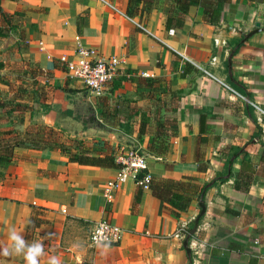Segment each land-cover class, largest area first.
Wrapping results in <instances>:
<instances>
[{
  "label": "crops",
  "instance_id": "crops-1",
  "mask_svg": "<svg viewBox=\"0 0 264 264\" xmlns=\"http://www.w3.org/2000/svg\"><path fill=\"white\" fill-rule=\"evenodd\" d=\"M127 2L0 0L3 13L18 25L10 47L3 49L8 38L0 42V136L23 139L37 116L57 129L45 122L58 113L66 117L57 119L59 128L70 116L86 127L77 132L83 133L78 139H84L92 132L83 121L94 112L101 126L121 132L146 152L156 118L173 120L175 128L163 126L168 137L164 156L148 154V174L191 177L200 185L217 175L226 179L204 193L205 213L188 241L190 254L179 233L198 215L199 199L175 216L149 189L123 179L105 209L102 189L117 168L82 166L65 152L29 145L11 146L12 156H0V248L10 247L9 232L15 229L26 241L44 245L39 264H49L52 257L59 264H264V120L258 123L251 107L255 103L264 110V0L219 3L218 26L204 23L201 10L194 8L183 25L170 32L165 26L171 0H157L149 12L134 17L126 15ZM256 23L262 30L242 42ZM78 47L122 61L99 95L87 94L71 81L59 61L62 56L72 59ZM147 78L159 82L157 92L145 85ZM98 97L114 107L103 108ZM51 99L59 101V107ZM143 111L152 117L139 139L136 114ZM120 119L129 125L128 134L119 129ZM96 136L103 138L97 140L102 149L91 156L131 148ZM248 143L254 174L243 193L234 188V181ZM234 149H241L240 154L225 171ZM197 150L208 163L205 172L197 170ZM30 219L39 222L31 231ZM103 219L122 229L118 244H90L93 226ZM0 264L25 262L22 255H0Z\"/></svg>",
  "mask_w": 264,
  "mask_h": 264
},
{
  "label": "trees",
  "instance_id": "trees-1",
  "mask_svg": "<svg viewBox=\"0 0 264 264\" xmlns=\"http://www.w3.org/2000/svg\"><path fill=\"white\" fill-rule=\"evenodd\" d=\"M246 1L249 3L263 2V0ZM156 2L157 0H128L126 15L128 17H134L143 13H147ZM219 3L230 4L231 0H171L170 7L168 9L167 22L165 26L166 32H170L171 30L180 28L183 25L184 17L194 8H199L201 10V18L204 23L212 26H218L220 12L217 9V5ZM17 26L18 25H15L13 23V16L6 15L0 8V42L6 40L10 36H13L16 32ZM236 45L238 46L236 49L237 52L239 47L241 46V43L238 42ZM3 66L4 64L0 62V69H2ZM224 68L225 70H227V62L224 63ZM143 81L146 82L145 85L149 86L150 88H153L156 92L158 91L159 82L157 80L147 78ZM97 103L99 105H102L103 108L114 107V105L109 100L101 97L97 98ZM174 110L175 109H173L172 111ZM150 111H143L141 113L136 114V116H139V139H141V137L146 133L147 124L150 121V118L152 117ZM112 112L114 114H117L118 108H114V111ZM133 116L135 115L133 114ZM121 120L122 119H120L119 129L125 134H128L129 125H123V123H121ZM253 122L254 124H256V121L254 119ZM164 124H169L172 128L176 127L175 122L169 118L165 117L161 120H159V118H156L155 132L153 133V136L150 138V141L145 148V151L150 156L160 159L162 158V156H164L167 150L168 137L165 131L163 130ZM46 129L48 130L47 138L44 137V134H46L47 132L44 134H41L40 131H37V133L26 132L24 136L25 139L23 137V139L15 140L12 146L23 147L25 145H29L35 149L41 148L42 150H58L67 153L70 161L82 166H97L108 168L119 167L114 161L115 148H112V150H110L109 152H105V155L103 157L91 156L90 151L85 150V147L81 146L78 140L73 141V147L67 146L64 142L58 141L57 137L54 136L55 132L52 129ZM43 130L44 129H42L41 132ZM258 131H260L259 128ZM258 136L259 133L256 134V137ZM250 146L251 143H248L242 151V153L244 154L242 166L239 173L236 175L234 181V188L243 193L248 191L254 174L253 166L251 165L247 155V150L250 148ZM240 151L241 149H234L230 159H228L224 164L225 171L230 168L232 159L237 158V156H239L240 154ZM196 157L197 170L199 172H205L207 170L208 163L204 160L203 155L198 150L196 152ZM262 161H264V157L262 158ZM225 181L226 179L221 175H217V177L213 181L204 185L198 184L196 179L191 177H184L180 180L172 178L150 177L148 189L151 191L153 197L164 202V204L169 207L171 213L175 216H178L180 213L187 211L193 199H200V196L204 194L206 190L211 187H216ZM38 223V221L30 219L28 224V230L31 231V229L36 227ZM192 227L193 223H191L186 229V235L190 232ZM28 238L30 239V233Z\"/></svg>",
  "mask_w": 264,
  "mask_h": 264
},
{
  "label": "built area",
  "instance_id": "built-area-1",
  "mask_svg": "<svg viewBox=\"0 0 264 264\" xmlns=\"http://www.w3.org/2000/svg\"><path fill=\"white\" fill-rule=\"evenodd\" d=\"M136 25L141 30H145L140 24ZM59 61L65 65L67 76L71 81L94 95L103 92L122 63L116 57L104 58L95 49L89 47H78L72 59L62 56ZM200 70L211 76L205 69L200 68ZM251 107L254 110L256 121L262 122L264 110L255 103H251ZM114 161L119 166L115 178L107 181L102 189L105 209L113 202L114 193L121 180L129 179L142 189H148L151 177L146 171L147 157L140 149H120L115 155ZM186 233V229H181L179 236L185 238ZM122 235L123 231L120 227L103 219L93 226L89 242L92 246L116 245L121 241Z\"/></svg>",
  "mask_w": 264,
  "mask_h": 264
},
{
  "label": "rangeland",
  "instance_id": "rangeland-1",
  "mask_svg": "<svg viewBox=\"0 0 264 264\" xmlns=\"http://www.w3.org/2000/svg\"><path fill=\"white\" fill-rule=\"evenodd\" d=\"M51 101H52V104L56 103L55 105L59 107V101H55V100L53 101L52 99H51ZM60 105H62V107H63L62 103H60ZM55 112H59V111H55ZM55 114H56L55 118H53L52 120L48 119V120H46L45 123L48 124V122H50L54 126H58L57 129H55L53 127L50 128V127L45 126L44 123L42 122L43 118L41 120V117L37 116L36 120H35L36 122H34V124H32L31 127L29 126L28 132H30V133L36 132L37 133V131H40L41 134H44L47 132L46 134H44V137L47 138L48 130L46 128H49L55 132L54 136L57 137L58 141L64 142L67 146L73 147V144H74L73 141L78 139L77 132L79 130H81V131L85 130L86 127L84 126L83 128H81V126H79L78 121L71 119V117L69 116L68 120H67V124L64 123L63 126L59 128V124H61V123L56 122L57 119L62 118L64 121V118H66V117L64 115H59L58 113H55ZM38 121L41 122L42 124L38 123ZM42 129H44V130L41 132ZM86 131H87V129H86ZM14 136H15L14 134L11 137H9L8 135L0 136V156L1 157L12 156L14 149L11 146L14 142V140H13ZM54 136H53V138H54ZM98 139L102 140L103 138L96 136L95 133H87V138H84V139L80 138V139H78V142L80 143L81 146L85 147V150H88L92 153H96L100 150V148L102 149L101 144L97 143ZM118 151H119V149H118ZM118 151L115 152V155L118 153ZM0 159H3V158H0Z\"/></svg>",
  "mask_w": 264,
  "mask_h": 264
},
{
  "label": "water",
  "instance_id": "water-1",
  "mask_svg": "<svg viewBox=\"0 0 264 264\" xmlns=\"http://www.w3.org/2000/svg\"><path fill=\"white\" fill-rule=\"evenodd\" d=\"M262 29L259 28V24L256 23L255 24V29H253L252 31H249L247 34H245L243 36V39H242V42L246 41L247 39H249L250 37H252L254 34L256 33H259ZM14 43V39L12 36H10L5 44L3 45V49H6L8 47H10L12 44ZM233 54V51H230L229 52V58H228V69L230 70L231 69V62H230V59H231V56ZM87 94H89V92L87 91L86 92ZM87 108L90 110L91 107L86 105ZM84 124L87 125V127L89 128L90 132L92 133H95V134H99V135H104V136H107L110 140H114V141H123L125 143H129L131 145V148L133 149H138V145L133 141L131 140L129 137L123 135L121 132L119 131H112L108 128H105L103 126L100 125L99 122L96 121V118H95V114L94 112H92V114L90 116H88L86 119H84ZM83 135V133H79L78 136L81 137ZM143 153L144 156L148 157V153L144 152V151H141ZM203 196L204 194H202L200 196V199H199V202H198V207L200 209L198 215L196 216V218L194 219L193 221V227L192 229L190 230V232L186 235V237L184 238L183 240V248L185 250V252L187 254H190V249L188 247V241L189 239L191 238V236L195 233L197 227H198V223H199V220L201 219V217L204 215L205 213V204H204V201H203Z\"/></svg>",
  "mask_w": 264,
  "mask_h": 264
},
{
  "label": "clouds",
  "instance_id": "clouds-1",
  "mask_svg": "<svg viewBox=\"0 0 264 264\" xmlns=\"http://www.w3.org/2000/svg\"><path fill=\"white\" fill-rule=\"evenodd\" d=\"M10 247L0 248V255L8 257L11 255H22L25 264H39L40 257L44 255V245L40 242H28L17 233L15 229L9 232ZM49 264H59L56 257L49 260Z\"/></svg>",
  "mask_w": 264,
  "mask_h": 264
}]
</instances>
